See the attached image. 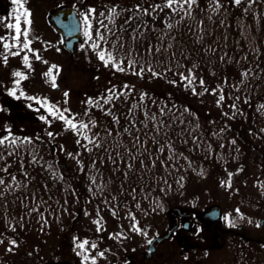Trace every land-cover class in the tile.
<instances>
[{"label":"rangeland","instance_id":"rangeland-1","mask_svg":"<svg viewBox=\"0 0 264 264\" xmlns=\"http://www.w3.org/2000/svg\"><path fill=\"white\" fill-rule=\"evenodd\" d=\"M155 1L112 0L108 4L106 1L102 2L100 0H28L26 7L32 12V35L38 38L34 40L32 46L39 50L43 60L48 61V63L45 64L42 61L35 60L29 54L32 69L29 70L25 66L20 69L28 76V79L21 81L17 89V95L21 90L26 95L19 99L10 95L11 106L6 109L3 108V112H0V137L7 135V130H10L12 135L20 138L28 136L36 139L41 137L49 139L53 137L58 142L65 141L68 147L73 150L77 145V138L74 137L73 131L66 129L64 123L60 120H53L44 107L33 100L27 99V96L37 97L41 101L46 98L48 104L57 105L61 110L68 108L71 112L76 111L75 113L79 114L77 118L83 119L86 118L84 108L87 104L85 101L91 93L92 76L96 81L100 78L105 81L104 79L110 77L116 79L126 77L141 85L151 82L145 77L139 80L131 74L128 76V72L110 71L109 67H105L97 58L96 53L89 47L90 43L77 48L72 55L67 53L62 48L60 37L55 34L48 24L46 15L49 10L62 3H72L82 13L86 12L87 8H95L97 12L102 10L103 7L117 6V10L122 14L125 10L133 9L137 4L146 7L145 2L151 4ZM201 1L204 4H213L212 0ZM226 1L219 0L220 4L224 5H226ZM228 1L233 2V0ZM91 3L95 5L91 6ZM15 7L13 5V10ZM1 20L0 18V23ZM11 23H14L13 14H11ZM7 35H9V32H7ZM0 36H6L3 26H0ZM57 43L60 45L57 46ZM44 44H46L45 47ZM0 61L2 70L6 71L3 92L7 95L14 87V81L18 79L17 77L14 78L13 72L19 69L16 67L19 60L18 57L14 60V56H10V61L7 64H4L2 60ZM52 64L58 65L60 68L59 75L56 78L57 87L55 88L49 82L48 77L43 75ZM53 74L55 75V70H53ZM116 86L118 87L117 92L123 88L122 83ZM65 92L68 93L67 97L64 95ZM65 99L67 100L66 104ZM215 99L216 96L210 92L205 94L206 102L213 104L217 108L216 110H219L220 107L218 109V106H216ZM226 110L233 113L231 108L226 107ZM41 116L46 117L50 123L40 119ZM257 126L263 129V121H259ZM38 127L40 129L35 131ZM49 132L53 135L49 136ZM258 137L252 136V141L253 143L258 141L262 145L261 141L257 140ZM228 141V146L225 149L227 151L226 155L223 157L217 156L213 161H210L211 158L207 157L209 158L207 159L208 163L199 167L194 166V162L189 165V159H184L186 155L182 157L177 151H175L176 155L173 156L175 162L173 167V163L167 161V156L172 155V153L165 147L166 156L164 158L155 157V168L161 170V173L165 172V174L167 170H175L174 172L177 173L178 177L173 180L175 186L171 194L160 191L165 184L164 180L167 181L168 177H162V174H159L160 177L155 181L154 187L161 192V199L164 200L162 206H156L149 197L147 198V193L153 187L147 185L150 171L146 168L147 166H142L141 163H137L134 168L140 170V177L143 178L146 184L140 186L141 188L135 187L137 184L133 182V179H129L130 182L114 181L113 186L119 183H128L133 187H127L125 195L120 196L118 194L119 190L115 188L107 196L99 195L97 202H93L92 199L88 201L87 199L80 205L74 203L72 198H68L66 200L68 210L65 207L57 210L55 202L61 203L62 200L66 199L59 196L62 187H64L61 182L47 178V174L36 166L37 162L29 166L25 165L24 168L28 169L27 172L20 171L18 169L20 167L12 166L10 161L3 160L0 162V169L7 167L8 170L7 172L0 171V178L5 181L4 185H0V197H3L0 203V239L4 241L0 244V264H40L41 254L44 259H47V256L54 250L53 245L62 242L68 243L74 257L80 259L81 257L77 256L73 250L74 237H79L81 240L88 239L98 244L101 242L102 233L105 232L110 236L118 233L120 227L125 229L127 233H136L131 230L129 211L136 216L142 228L152 227L154 235L157 236L158 233L166 232L168 224H171L172 220L168 215L170 209L178 207L183 211L198 214L214 205L222 208L221 221L212 224V226L206 224L202 229L197 227L196 232H200L201 235L191 240L194 244L199 245L197 249L184 252L183 248L176 246L174 248L176 253L172 257L165 258L160 254L161 264H164L163 260L169 264H264V157L259 156L249 145L244 147L238 141L235 144H232L231 140ZM230 153L234 156H230ZM161 160L167 163L166 168L161 165ZM69 162L70 169L74 171H89L90 165H87V163L90 164V161L87 163L83 161L82 163V160L78 161L73 156L69 159ZM127 169L125 164L115 167L110 164L103 166V170L107 174H112L114 180L130 176ZM201 171L203 172L202 175L200 174ZM124 173H127V175L125 176ZM229 173L233 174L230 188L221 185V181L229 179ZM30 175L33 180L29 179ZM85 175L86 178H83V181L92 186L91 179H89L93 176L92 172ZM132 175L130 177H137L136 174ZM13 176L16 177L15 182L12 180ZM181 177H183L182 181H180ZM57 184L59 185L53 189L56 194H54V197L47 199L49 206H51L50 212L42 210L43 203L37 201L40 198H46L44 195L46 186L51 185L53 187ZM181 184L183 187L178 188ZM34 187H36V194L30 196L28 189ZM133 188L135 192L132 191ZM31 191L34 192L35 190L32 189ZM94 191L95 194H98L97 189L94 188ZM133 194L136 195V198L132 197ZM28 196L30 199H27ZM105 200H107V203H105ZM27 202L31 204L32 209L39 204L42 205L41 208L39 207V211L26 212L22 205ZM137 203L140 205L139 208L136 207ZM113 208L117 212L116 216L112 214ZM237 208L243 214V219L237 215ZM97 209H99V215L104 220V228L99 233L97 232V225L93 223V220L98 218ZM86 212L88 215L85 214ZM41 213H43V216H41ZM229 213L235 221V227H229L223 219L224 215ZM44 220H47V224L44 223ZM249 220L252 222L249 223ZM257 222H260V227L256 226ZM13 228L15 230H12ZM238 233L244 236H240ZM218 236L224 238L221 247L216 242ZM247 238L250 240H247ZM11 240L16 241V246L9 252L7 249L13 247L10 244ZM165 247L163 246L160 251L164 252ZM62 256L65 255L60 257Z\"/></svg>","mask_w":264,"mask_h":264},{"label":"trees","instance_id":"trees-1","mask_svg":"<svg viewBox=\"0 0 264 264\" xmlns=\"http://www.w3.org/2000/svg\"><path fill=\"white\" fill-rule=\"evenodd\" d=\"M100 1H106L110 4L112 0ZM147 2L144 3L146 7L149 5V2ZM161 2L162 0H156L154 3ZM90 5L94 6L95 4L91 3ZM221 5L222 7L217 9L215 4H204V2L198 0L197 5L193 6L190 18L185 17L177 24L176 22L180 17H172L171 22L174 24L172 29H167L164 24V20L170 15L167 9L164 12L154 14V17L141 16L135 18L130 24H125V20L129 16L136 15L134 12L135 7L132 9L133 11L125 10L116 19L115 25L109 24V27H113L114 30L120 29L121 25H124L126 29L116 31V35L125 44L124 48L120 50L121 53L127 55L129 49H132L133 55L130 58L137 60L138 63L145 64L146 68L148 64H151L157 72L162 73V76L153 77L151 73L146 71L143 78H148V81L151 82L142 85L126 77L121 79L110 77L104 79L105 81H102V78L96 81L93 76L91 77V93L85 101L86 103L89 98L95 99L108 95L107 90L113 86L118 90L116 85L119 83H122L123 86L125 84L132 86L129 95L122 96L111 104L103 105V111L87 103L84 108V115L86 112L88 115H85L86 118L83 119L77 118V120H83L84 122H88L89 119L95 121L96 127L91 128L88 135L91 137L94 133H99L97 141L101 144L100 148H95L92 144L78 137L75 132L72 133L77 140L80 139V143H77L73 149L74 151L68 147L65 141L58 142L53 137L49 139L29 137L32 140L31 144H20L18 142L15 148L0 147V153H3L5 157L0 162L8 160L12 166L20 167L18 168L20 171H27L28 169L24 166L32 165L35 156L36 166L47 174V178L56 179L64 185L59 196L66 199L62 200L61 203L56 201V209H64L65 207L68 210V206H66L68 198H72L74 203L80 205L87 199L88 201L92 199L93 202H97L99 195L107 196L115 188L119 190L118 194L120 196L125 195L126 188L133 187L128 183H119L113 186L114 181L130 182L129 179H133V182L137 184L135 187L146 185L143 178L140 177V170L134 169L141 159L150 171L147 185L153 187L147 193V198L149 197L156 206H162L164 200L161 199V192L154 187L155 181L160 177L159 174H162V177H168L163 190L165 194H171L175 186L173 180L178 175L174 172L175 170H167L166 174L165 172L161 173V170L152 167V160L149 157L153 159L158 156L164 158L167 151L160 154L157 149L166 141L171 142L175 151L186 155L189 161L194 162V166L198 167L208 163L207 159L209 158L207 157H210V161H213L217 156L223 157L226 155L227 151L225 149L228 146V140L238 141L244 147L249 145L259 156L264 157V131L257 126L259 121L264 123V109L258 111L259 105L264 104V0H255L254 3L251 0H245L239 6L227 0L226 5ZM108 9V7H103L102 10L97 11L96 17L100 18V12L107 14ZM245 9L247 10L245 11ZM143 21H147L148 25L147 28L140 27V31L144 35L139 36L137 34V38L133 40L132 29L141 25ZM105 23H108V21L105 20ZM96 27H99V25L93 21V35ZM113 39L115 37H110V41ZM169 44L172 45L171 48L168 47ZM149 45L153 47L160 46L161 51L158 54L148 55L146 49ZM108 69L114 71L111 66ZM168 69L171 70L167 71ZM188 69H191L197 78V92L203 91L198 86V80L201 77L209 90L216 89L217 86L223 88L225 101L219 106L220 109L218 107L219 110H216L217 108L213 104L206 102V93L204 95H193L191 89L185 88L179 73L187 75ZM245 71L249 72V76L241 82L242 73ZM127 72L130 76L131 70ZM133 76L139 80L142 79L139 76ZM169 81H175L176 83L173 84ZM233 85H236L239 90ZM120 91L127 92L128 90L122 88ZM145 93L147 95L141 102L140 96ZM218 95L219 92L215 95L216 101ZM236 97L240 99L236 100ZM101 103L103 102L101 101ZM233 103L237 105L238 109L234 117L239 116L241 118H229L232 113L227 112L226 107L230 108L229 105ZM133 104L139 106L133 109L130 116L129 109L132 108ZM161 108L164 109L163 116L160 114ZM108 109H111L112 114H105ZM185 109L189 111H185ZM145 111L149 113V116L155 114L157 121L162 119L165 125L170 124L171 127L162 128L157 135L154 131V122L145 118ZM75 112L72 113L77 114ZM223 113H228L229 116H225ZM117 117L119 123H114V119ZM133 118L135 119V128L130 126V121ZM180 121H183V123ZM145 124H147V128L144 126ZM197 124L199 127H196ZM64 127L66 128L65 125ZM125 127H130L131 135L124 132ZM39 129L38 127L35 131ZM221 129L224 130L221 132ZM108 130H111L112 135H108ZM213 133H216V135H213ZM137 135L145 142L144 144L137 141L134 146V137ZM251 135L259 136L257 140L261 141L262 145L258 141L253 143ZM193 137L199 138V146L193 143ZM184 141H187V143H184ZM84 145H87V149H91V151L87 150ZM209 145H211L210 148ZM221 145L224 146L221 147ZM128 149L132 150L136 159L132 160L129 157ZM10 151L14 154L8 155ZM69 153L72 155L70 156ZM73 156L78 161L82 160V163L83 161L85 163L90 161V164L87 163V165H90L89 171L82 170L78 172L70 169L69 159ZM230 156L233 157L234 155L230 153ZM94 161L95 166H93ZM129 162L132 163V169H127V172L130 176L136 174L137 177L135 176V178L128 176L124 179L114 180L112 174H107L103 170V166L106 164L114 167L125 164L127 167ZM49 165H51L50 168ZM87 171L92 172V177L96 178L97 184L103 189L102 192L95 194L94 188H97L94 185L91 186L92 192H89L90 184L83 181V178H86ZM60 176H63V179H60ZM29 179L33 180L31 175ZM58 185L46 186L44 193L46 198H40L37 201L43 203L42 210L50 212L51 206H49L47 199L54 197L56 191L54 192L53 189ZM181 187L183 185L178 188ZM32 189L35 191L32 192ZM32 189H28L30 196L36 194V187ZM132 197L136 198V195L133 194ZM2 198L0 197V203ZM27 199H30L29 196ZM39 205L41 208L42 204ZM22 207L26 212H30V209H32L29 202L22 205Z\"/></svg>","mask_w":264,"mask_h":264},{"label":"snow or ice","instance_id":"snow-or-ice-1","mask_svg":"<svg viewBox=\"0 0 264 264\" xmlns=\"http://www.w3.org/2000/svg\"><path fill=\"white\" fill-rule=\"evenodd\" d=\"M245 0H233V3L237 6L244 3ZM252 3L255 2V0H251ZM13 5L16 7L13 10V19L14 23L7 24V28L11 30V34L7 36H0V60L4 64H7L8 59L10 56H20L22 53V62L23 65L28 68L29 70L32 69V64L30 61V55L34 57L35 60L42 61L43 63L47 64L48 61L43 60L42 56L39 54L38 49H34L32 47V44L35 39H38L37 37L32 35V12L29 8L26 7V4L28 3V0H12ZM198 0H162L161 3H154L149 4L148 7H143L141 4H137L135 6L134 12L136 15L129 16L125 20V24H130L131 21L135 18L146 16V17H154V14L159 12H164L165 9H167L170 13V15L164 20L165 27L167 29H172L174 27V24L171 22L172 17L179 16L180 19L176 22L179 24L185 17H191L193 6L197 5ZM212 3L215 4V7L221 8L222 5L220 4L219 0H212ZM247 9H245L246 11ZM128 11H133L132 9H128ZM80 16H82V24L85 29L84 35L87 37V40L90 42L89 47L96 53L97 58L104 64L105 67L111 66L115 71L117 72H127L131 70V74L139 76L140 78H143V75L147 71L148 73H151L153 77H161L162 73L157 72L155 68L148 64L147 68L145 67V64L138 63L137 60L132 59L133 50L129 49V52L127 55H124L121 53V49L124 48L125 44L121 40L119 36L116 35V31L126 30L124 28V25L120 26V29L114 30L113 27H109V24L115 25L116 19L121 15V12L117 10V6H113L108 9L107 14L105 12H100L99 17H96V9L95 8H88L86 12L80 13ZM72 21L71 25H68L71 27L72 25L77 24L76 17L73 16L70 18ZM105 20L108 21V23H105ZM93 21H95L96 24L99 25V27L95 28V34L93 35ZM202 23V21H201ZM140 27L147 28V21H143L141 25H138L136 28L132 29V39L135 40L137 38V34L139 36H143L144 33L140 31ZM77 30L75 27H73V31ZM155 30V29H153ZM110 37H115V39L110 41ZM163 39V37H161ZM174 39V38H173ZM110 45V47H109ZM169 48L172 47L171 44L168 45ZM161 51L160 46L153 47L152 45H149V47L146 49V52L148 55H154L158 54ZM174 55V54H173ZM138 69V70H137ZM53 70H55V75L53 74ZM171 69H168L167 71H170ZM60 68L58 65L52 64L49 66L48 70L43 74L45 77H48L49 82L52 84L53 88L57 87L56 84V78L59 75ZM13 76L17 77L14 81V87L9 91V95L14 96L15 98L19 99L20 97H25V93L21 90L19 95H17V89L19 88V85L21 81L28 79V76L21 72V71H14ZM180 79L182 82H184V86L186 89H191L193 95H204L205 93L210 92L212 95H217V92H219L218 98H217V106H221L223 102L225 101V95L223 92V88L221 86H217L216 89L209 90L205 86V81L201 77L198 80V86L203 89L201 92H197V78L195 74L192 72L191 69H188L187 75L184 73H179ZM249 76V72L245 71L242 73V81L247 79ZM170 83L175 84V81H169ZM233 87H237L236 85H233ZM124 89H127L128 91H119L117 92L116 88L113 86L112 88L108 89V95L101 96L99 98H89L87 103L89 105H92L93 107H98L102 111L103 105L111 104L114 100L120 99L122 96H127L132 91V86L125 84L123 86ZM237 90L238 87H237ZM65 97L68 96V93H64ZM147 94H141L140 101L142 102ZM29 100L35 101V103L40 104L41 107H44L46 111L48 112V115L52 117L53 120H60L64 123L66 126V129H71L73 132H75L78 137H81L83 140L87 141L89 144H92L95 148H100L101 144L97 141V137L99 136V133H94L91 137L88 135V132L91 131V128L96 127V123L94 120L89 119L88 122H84L83 120H77V116L79 114H74L71 112L70 109L64 108L60 109L57 105H51L48 104L46 98L45 100L41 101L37 97H26ZM236 100H239V97L235 98ZM101 101L103 103H101ZM247 103V101H245ZM67 103V100L65 99V104ZM138 104H133L132 108L129 109V115H132L133 109L137 108ZM231 109H233L232 116H229L228 113H223L225 116H229V118H233L238 111L237 105L235 103L229 105ZM260 109H264V104L259 105L258 111ZM185 111H189L188 109H185ZM67 113V115H65ZM105 114H112L111 109H108ZM161 116L164 115V109H160ZM85 115H88L86 112ZM146 119H150L154 122V131L158 135L160 133V130L162 128L168 127L170 128L171 125H165L164 121L161 119L157 121V117L155 114H152L149 116V113L145 111L144 113ZM40 119L44 120L46 123H50V121L47 120L46 117L41 116ZM183 123V121H180ZM114 123H119V118L114 119ZM131 128H135V119L133 118L130 121ZM147 128V124L144 125ZM196 127H199L197 124ZM224 129H221L222 132ZM139 131V130H137ZM264 131V129H262ZM8 134L5 136L0 137V147H11L15 148L18 144H31L32 140L29 137H16L12 135L10 130H7ZM124 132L131 135V129L130 127H125ZM119 134V133H118ZM49 136H52L53 134L51 132L48 133ZM108 135H112L111 130H108ZM165 135H167L165 133ZM213 135H216V133H213ZM38 138V137H37ZM198 137H193V143H196L198 145ZM139 141L141 144H144L145 142L141 140V137L139 135L134 137V146L135 143ZM77 143H80V139L77 140ZM158 143V142H157ZM184 143H187V141H184ZM232 144H235L236 141L232 140ZM224 145H221L223 147ZM84 147L87 149V145H84ZM165 147L172 153V155H169L167 157V161L173 163V167L175 166V162L173 161V156L176 155L175 148L171 142L166 141L165 144H161L157 151L160 154H163L165 152ZM211 145H209V148ZM91 151V149H87ZM13 152H9L8 155H13ZM129 157L134 160L136 159V156L132 153L131 149H128ZM71 156L72 154L69 153ZM79 155V154H77ZM142 155V153H141ZM180 156L183 157V153H179ZM3 153H0V160L4 159ZM158 158V157H157ZM150 160H152V167H155V159L152 157H149ZM184 159H187V157H184ZM33 163H36L37 160L35 156L32 160ZM103 163V161H101ZM115 163V161H113ZM141 165H144V161L141 159L140 161ZM161 165L165 168L168 166L167 163L164 160L160 161ZM189 165H191V162L189 161ZM93 166H95V161L93 162ZM51 165H49V168ZM127 168L129 170L132 169V163H127ZM8 168L5 167L3 169H0V171L7 172ZM125 176L127 173H124ZM201 175L203 172L201 171ZM55 175V174H54ZM229 179L227 181H221L222 186L231 187V177L232 173H229ZM60 179H63V176H60ZM91 185H95L98 192H102L103 189L100 185L97 184L96 178L91 177ZM13 182L16 181V177H12ZM183 180V177L180 178V181ZM179 182V181H178ZM164 183H167L166 180H164ZM5 181L3 178H0V185H4ZM182 186V184H181ZM10 187V185H9ZM171 187V185H169ZM133 192H135V189H132ZM161 191H164L161 189ZM89 192H92V187H89ZM75 194V193H73ZM135 198V197H133ZM115 199V197H113ZM105 203H107V200H105ZM137 208L140 207L139 203L136 205ZM66 210V209H65ZM30 211H39V205H37L35 208L30 209ZM237 215L243 219V214L240 212V209H236ZM88 215V213H85ZM113 216L117 215V212L115 211V208L112 209ZM41 216H43V213H41ZM128 216L131 220V230L135 231L139 235H143L147 238L148 233L147 231L142 228L139 224V221L136 219V216L129 211ZM97 219L93 220V223L97 225V232H101L104 228V220L103 217L99 215V209H97ZM223 219L228 223L229 227H235V221L233 220L231 213L224 215ZM252 221L249 220V223ZM44 223L47 224V220H44ZM257 227H260V222H257ZM12 230H15L14 228ZM119 238V239H126L127 237L124 236L123 232L115 233L110 238ZM155 239V237H153ZM153 239H147V243L151 245L153 243ZM4 241L0 239V244H2ZM10 244L13 247L8 248L7 250L11 252L13 248L16 246V241L11 240ZM73 245H74V251L76 252V255L81 257V264H98V259H104L105 258V252L110 251L108 249H105L103 251L98 250V244L94 241H89L88 239L81 240L79 237L73 238ZM95 252L93 255L92 253Z\"/></svg>","mask_w":264,"mask_h":264},{"label":"flooded vegetation","instance_id":"flooded-vegetation-1","mask_svg":"<svg viewBox=\"0 0 264 264\" xmlns=\"http://www.w3.org/2000/svg\"><path fill=\"white\" fill-rule=\"evenodd\" d=\"M63 7H70L78 11L79 14L82 13L79 9H77L78 7H76V5L72 3H62L56 8H52L51 10H49L46 18L52 30L55 32V34H57V36L60 37L62 48L67 53L72 55L73 53H70V51L65 47L61 33L54 28V26L48 19V15L51 11ZM11 14H13L12 1L0 0V18L2 19L0 26H3L4 31H6V36L7 32H9L10 35V29L7 28V24L11 23ZM80 20L83 41L82 43L76 44V49L81 47L82 45H87L90 43L87 40V37L84 35L85 29L82 24V16H80ZM45 45L46 44H44L43 46L45 47ZM56 45L58 46L60 44L57 43ZM0 51H2V49H0ZM22 55L23 53L20 56H14V60H16L17 57L19 60L18 65L16 66L19 69H16L15 67V71H20V69L24 67L22 62ZM9 61L10 57L7 63H9ZM2 69L3 68L0 61V112H3V108L6 109L12 104L10 95H6V93L3 92L6 71ZM170 210L168 212V215L172 220L171 224H168L166 232L158 233L157 236L154 235L152 227H148L147 229H145L148 233L147 238L137 233H127L122 227L119 228L118 233L123 232L124 236L127 237L126 239H119L116 237L110 238V236L112 235L108 236L107 233H102L100 239L101 242L98 243V250L103 251L105 249H108L110 251L105 252L104 259H98V264H161L160 254H162L165 258L172 257L176 253V250L174 249L176 246L183 248L184 252L196 250L199 245L194 244L191 240L193 238H198L201 235L200 232H196L197 227H200L202 229L204 226H206V224L212 226V224L214 223L204 221L200 217V212L196 214L195 212H186L182 210V213H179L178 211L170 212ZM188 222L190 223V225L188 227H185L184 224ZM167 233H170L168 238H166L162 242L156 241L154 243L156 249L152 254H150L148 251L150 245L147 243V239H153V237H155V239L158 237H163ZM238 235L242 236L243 234L238 233ZM247 240L250 239L247 238ZM163 246L166 247L164 252H161L160 250ZM53 248L54 250L47 256V259H44L43 255L41 254V259H39L40 264H81V258L79 259L74 257L73 253L68 247V243H55L53 245ZM92 254L94 255L95 252H93ZM61 255L65 256L60 257ZM163 263L169 264L164 260Z\"/></svg>","mask_w":264,"mask_h":264},{"label":"water","instance_id":"water-1","mask_svg":"<svg viewBox=\"0 0 264 264\" xmlns=\"http://www.w3.org/2000/svg\"><path fill=\"white\" fill-rule=\"evenodd\" d=\"M75 16L77 20V24L72 25L69 27L68 25L72 24L71 17ZM49 21L52 23L54 28L59 31L63 38V43L65 47L72 53L75 50L76 43H82L83 37L81 35V24H80V18L75 12L74 9L70 7H63L60 9H55L51 11L48 15ZM73 27H75L77 30L73 31ZM172 211H178L181 213V210L179 208H175ZM221 208L217 205H214L203 212L200 213V216L205 221L215 222L220 220L221 218ZM190 223H185L184 226L188 227ZM170 233L166 234L163 237L156 238L153 240V243L149 247V253L152 254L155 251L154 243L162 242L166 238H168ZM218 244L222 245V237H218L217 239Z\"/></svg>","mask_w":264,"mask_h":264}]
</instances>
